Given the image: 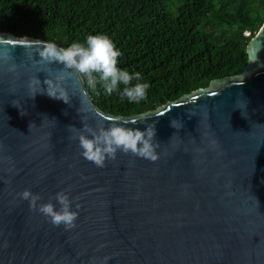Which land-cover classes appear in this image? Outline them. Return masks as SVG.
<instances>
[{"label":"water","instance_id":"95a60500","mask_svg":"<svg viewBox=\"0 0 264 264\" xmlns=\"http://www.w3.org/2000/svg\"><path fill=\"white\" fill-rule=\"evenodd\" d=\"M42 41L0 32L17 65L0 62V264H264V26L242 74L118 116L155 126L156 160L117 151L103 167L80 155L67 126L116 116L79 77L66 82L71 105L30 98L28 54ZM26 188L56 207L58 191L75 198V226H53L19 198Z\"/></svg>","mask_w":264,"mask_h":264},{"label":"trees","instance_id":"16d2710c","mask_svg":"<svg viewBox=\"0 0 264 264\" xmlns=\"http://www.w3.org/2000/svg\"><path fill=\"white\" fill-rule=\"evenodd\" d=\"M263 26L264 0H0V32L61 47L108 35L121 52L117 66L149 84L146 96L133 103L99 85L87 90L102 111L124 117L242 74Z\"/></svg>","mask_w":264,"mask_h":264},{"label":"clouds","instance_id":"9594fccd","mask_svg":"<svg viewBox=\"0 0 264 264\" xmlns=\"http://www.w3.org/2000/svg\"><path fill=\"white\" fill-rule=\"evenodd\" d=\"M34 74L26 82V88L31 94H46L49 98L62 100L71 105L72 94L69 93L66 82L75 76L79 77L87 89L96 91L99 85L106 95L114 92L129 102L139 103L144 100L149 84L142 81L139 72H129L126 68L118 67V57L121 55L112 39L104 33L89 34L83 42L73 41L67 47L58 46L51 40L42 41L34 54L29 53ZM12 61L8 70L14 72L17 68L10 48L0 47V62ZM52 65H57L55 71ZM45 74L41 81L36 73ZM135 81V83H131ZM43 83V87H42ZM83 104V99L81 100ZM15 105V104H13ZM87 111V108L78 109ZM113 122L105 126L103 123L95 127L82 123L80 128L68 125L67 128L74 132L73 139L78 142L80 155L94 163L97 167H103L105 160L115 159L117 151L132 153L135 156L148 160H156V147L153 142L156 129L151 123L144 124L141 130L138 127H128L119 123V117H111ZM176 118L170 119V126L174 128ZM133 124L136 122L133 121ZM19 198L27 200L30 208H35L53 226L63 225L67 229L75 226L79 204L74 203L75 198L69 199L63 191L55 193L56 207L51 199L48 202L37 203L40 199L37 193L30 189H24Z\"/></svg>","mask_w":264,"mask_h":264}]
</instances>
